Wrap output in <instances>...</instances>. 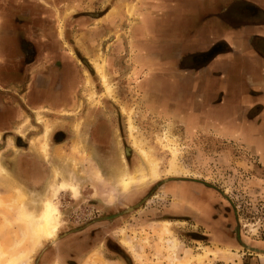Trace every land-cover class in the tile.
<instances>
[{"label": "rangeland", "instance_id": "obj_1", "mask_svg": "<svg viewBox=\"0 0 264 264\" xmlns=\"http://www.w3.org/2000/svg\"><path fill=\"white\" fill-rule=\"evenodd\" d=\"M191 1L0 0V8L10 10L9 35L24 39L27 49L37 56L31 68L43 76L51 75L55 67L63 72L61 86L56 88L63 96L50 94L47 98L60 104L34 106L33 100L27 112L29 146L33 159L41 161L45 184L41 190L31 191L30 203L22 187L6 196L0 194L5 198L19 193L22 206L36 216L46 202L54 201L60 225L55 238L42 237L33 246L28 228L15 213L0 208V249L5 253L0 264L22 253L19 264H42L48 246L58 249V243H73L78 235L70 233L102 213L113 223L102 224L101 229H108L104 232L109 238L111 235L127 261L105 250L99 235L101 246L83 264H228L237 257L232 251L242 255V262L255 254L264 256L254 245L264 231V183L252 175L248 162L252 156L232 141L217 139L214 132L191 137L182 120L183 109L174 115L180 110L176 101L182 98H173L168 106L159 91L148 90L155 82L153 43L157 47L166 44L164 37L157 39L160 35L153 42L152 33L161 31L166 36L174 31L172 23L188 14L182 10L178 15L177 9ZM162 81L166 82L156 78L158 89ZM108 100L111 107L103 104ZM90 112L107 121L113 138L102 144L92 141L88 136ZM208 123V131L216 129L214 123ZM56 130L68 135L60 144L51 142ZM95 139L104 137L96 135ZM153 164L157 166L155 178ZM1 168L0 177L7 176ZM169 181L198 183L207 189V202L215 207L211 216L222 224L218 229L224 241L211 233L209 223H214L207 220L206 213L200 225L170 215L172 224L155 222L168 216L164 213L170 201L164 197L163 187ZM152 195L156 197L149 198ZM146 198L149 201L138 208ZM0 199L7 203L11 198ZM126 209L128 214H122ZM95 226L94 232L100 228ZM175 240L173 252L170 246ZM228 240L236 242V249L223 246ZM83 249V245L77 246L79 252ZM49 258V264H61L68 257L54 250Z\"/></svg>", "mask_w": 264, "mask_h": 264}, {"label": "crops", "instance_id": "obj_2", "mask_svg": "<svg viewBox=\"0 0 264 264\" xmlns=\"http://www.w3.org/2000/svg\"><path fill=\"white\" fill-rule=\"evenodd\" d=\"M182 10L188 14L172 23L174 31H169L166 36L161 31L152 33L153 42L160 35L157 39L164 37L166 43H158V47L153 43V78L166 80L165 83L162 81L165 88L161 89L166 92L163 96L168 106L173 98H182V101H176L180 110L174 115L181 114L183 109L182 120L188 135L195 137V134L207 131L214 132L217 139L232 141L237 148L253 156L252 175L256 181L264 183V0H194L177 9L176 13L179 15ZM9 11L8 8H0L2 82L8 80L3 72L4 69L7 71L5 59L8 55L11 57L12 52H17L15 37L11 42L6 38L11 33ZM3 86L1 83L0 87ZM171 113L169 108L168 114ZM8 117L6 110L2 112L0 124L7 123ZM208 122L214 123L216 129L208 131L211 129ZM0 164L8 172L7 176L0 177V194L9 195L18 186L24 190L29 187L26 153L15 151L10 136L0 137ZM247 168L250 169L248 165ZM193 186L195 194L204 193L201 185ZM175 197H178V204L194 206L196 202L194 194L179 199L182 196L177 192ZM212 213L207 211L205 216L214 223H209L211 233L222 242L223 235L218 229L222 224L212 218ZM262 236L264 231L260 238L254 240V245L264 255ZM226 242L222 245L236 249L235 241ZM231 254H237V257L233 256L228 264H264V256L255 254L247 258V262H242L238 251Z\"/></svg>", "mask_w": 264, "mask_h": 264}, {"label": "flooded vegetation", "instance_id": "obj_3", "mask_svg": "<svg viewBox=\"0 0 264 264\" xmlns=\"http://www.w3.org/2000/svg\"><path fill=\"white\" fill-rule=\"evenodd\" d=\"M15 37V36H14ZM7 38V37H6ZM9 42L12 40V36L10 35L8 38ZM15 46L17 52H12L11 57L9 55L7 56L6 60V69H4V75L6 77L8 76L7 82H2L3 87H0V115H2V112L6 110V115H9V120L6 121L5 124H0V137L10 136L13 138V143L15 145V151L26 153L28 166L26 170L27 180L29 181V187L24 190L26 192L27 198L26 202L30 203V196L31 191L35 188L40 190L42 189L43 184H45V178H43L42 175V164L39 159H36L32 157V150L29 146L30 138H31V131L26 129L27 121L29 120V117H27V112L29 110V107L32 106L31 103L34 100L35 105L34 106H40V105H46V106H58L59 104H53L48 97H50V94L54 97H62L63 93L61 92V95H58L60 92L56 90L57 86H61L60 80L63 79V72H58V69L55 67V71L51 72V75H45L40 74V72L36 69H32L31 67L34 66L35 62L38 60L37 56L29 49H27V43L24 39H19V37H15ZM9 45V44H8ZM13 44H11L12 46ZM14 48V45H13ZM5 63V64H6ZM5 67V66H4ZM37 68V67H36ZM32 69V70H31ZM28 70V71H27ZM37 71V72H36ZM152 71L154 72V67H152ZM34 72V74H33ZM60 73V74H59ZM26 75V77H25ZM61 75V76H60ZM154 75V73H153ZM43 77V78H42ZM59 80V81H58ZM152 80H155L154 85L151 88H148L150 91H159L162 95L166 94L161 88H165L164 83H161V87L158 89L156 87V79L152 78ZM59 82V83H58ZM0 83V84H1ZM145 89H141L142 92L148 91ZM57 91V92H56ZM56 92V93H55ZM163 101V100H162ZM110 100L104 101L103 104L106 106L108 105L111 107ZM168 104V101H166ZM3 104H6L5 106ZM163 106L165 107V103L163 101ZM6 107V108H5ZM165 109L163 108L162 111ZM169 111V110H168ZM91 113V112H90ZM88 115V123L91 124L89 127V134L88 136L92 139V141L96 144H102L106 139L113 138L114 135L111 131V126L107 123L106 120L97 118L96 114L91 113ZM93 119V121H92ZM2 120V119H1ZM103 135L104 139L102 141H98L95 139V136ZM68 138V135L56 130L52 136H51V142L53 144H60L61 142L65 141ZM25 149V150H24ZM97 160V159H96ZM253 156L251 160H249V163L253 164ZM40 161V162H39ZM100 162V161H99ZM101 163V162H100ZM103 164V163H101ZM182 183L181 186L178 184ZM192 184H198V183H189V182H175V181H169L164 185V197H167L168 201L166 202V207L168 209L165 211V218H161L158 220H155V222H164L168 221L172 224V221L170 220V216H178L182 217L185 220L188 221H194L195 224H203L204 220V213H207V211H215L214 205L212 206L209 202H207V189L199 195L198 193L195 194V189L192 191ZM199 185V184H198ZM202 186V185H201ZM19 187V186H18ZM203 187V186H202ZM186 188L188 191H186ZM204 190V188H202ZM35 191V190H34ZM38 192V190H36ZM179 192V194L182 196L179 199H182L183 196L186 198H189L190 195L194 194V199L196 202L190 205L189 203H180L178 204V197H175V194ZM184 192H187V195L184 194ZM39 198H43L39 193ZM38 195H35V200H38L39 198H36ZM202 198H198L199 196ZM133 197V196H132ZM131 197V198H132ZM156 195H152L149 198H154ZM149 198L144 199L142 201V204L138 206V208H142V206L145 204V202L149 201ZM121 196L119 200H121ZM40 204V203H39ZM39 206H35V208H39ZM128 209V208H127ZM126 210H123L122 214H128ZM109 215L102 213L100 214L96 219L92 220L88 225L85 227H81L80 229H77L76 231L70 233V235H78L77 238H75V241L73 243H69L68 241L64 242L63 244L59 245V241H55V243H58L57 248H53L54 246H48L45 251V256L43 257L42 264H49L50 256L54 254V250H57L58 252L63 254H67V259L65 262H62L61 264H83V261L88 254H92L93 252L98 250V246H101L100 240H104V246L105 250H111L115 254H118L120 258L127 261L126 255L122 252L120 248H118L116 245H118L116 242L111 241V235L110 238L108 237V234L104 232V230H108L104 227V229H101L102 224L106 223H113V220L107 219ZM216 219V218H215ZM110 223V224H111ZM96 225H98L97 231L94 232V229L96 228ZM92 227V228H91ZM104 234V235H103ZM101 238H100V236ZM69 236V234L67 235ZM66 236V237H67ZM51 243V242H50ZM53 244V243H52ZM100 244V245H99ZM83 245L84 249L83 251L79 252L77 250V246ZM78 249H81L78 247ZM72 255V257H71ZM100 255V254H99ZM70 256V258H69ZM101 256V255H100ZM104 256V255H103ZM127 264V262H124Z\"/></svg>", "mask_w": 264, "mask_h": 264}, {"label": "bare ground", "instance_id": "obj_4", "mask_svg": "<svg viewBox=\"0 0 264 264\" xmlns=\"http://www.w3.org/2000/svg\"><path fill=\"white\" fill-rule=\"evenodd\" d=\"M100 74V72H99ZM103 82L105 81L104 76L101 75ZM146 154V153H145ZM145 157V156H143ZM152 163V162H151ZM156 167L155 164L152 165V177H156ZM3 169L0 167V174H2ZM126 183V182H125ZM19 193L10 197V201L7 203L0 199V208L5 209L9 213H15L19 222H21L25 227L28 228V233L30 235V242L33 246L38 245L42 237L44 238H55L59 227V215L57 205L54 201L46 202L39 216L34 215V213L28 211L21 204V198L18 196ZM8 224V223H7ZM170 243V242H167ZM31 245V247H32ZM176 240L172 242L170 249L173 251L176 249ZM35 248V247H34ZM30 252L31 249H30ZM174 252V251H173ZM29 253V250H28ZM5 257V253L0 249V261ZM23 253L16 257L7 259L4 264H19ZM25 258V257H24ZM23 261V260H22ZM201 260L196 261L199 263ZM25 262V261H24ZM189 263V262H188ZM182 264V263H180Z\"/></svg>", "mask_w": 264, "mask_h": 264}, {"label": "water", "instance_id": "obj_5", "mask_svg": "<svg viewBox=\"0 0 264 264\" xmlns=\"http://www.w3.org/2000/svg\"><path fill=\"white\" fill-rule=\"evenodd\" d=\"M129 209H131V208H129Z\"/></svg>", "mask_w": 264, "mask_h": 264}]
</instances>
